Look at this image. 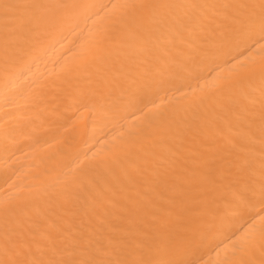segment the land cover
<instances>
[{
  "label": "snow or ice",
  "instance_id": "1",
  "mask_svg": "<svg viewBox=\"0 0 264 264\" xmlns=\"http://www.w3.org/2000/svg\"><path fill=\"white\" fill-rule=\"evenodd\" d=\"M92 7L76 0H0V75L5 84L23 76L36 59L32 56L31 61L16 68L46 34L41 28L74 24L81 11ZM257 32L264 40V0H121L113 4L106 30L94 38L77 62L63 67L62 73L73 74L76 80L65 97L77 107L101 112L109 121H118L122 110L134 108L141 112V122L122 135L102 159L74 165L47 194L21 201L0 200V264H195L187 256L209 234L226 229L228 221L242 213L256 196L264 200V55L258 62L236 61L227 77L206 82L180 109L163 113L142 108V102L146 95L174 87L185 78L199 79L207 63L235 60L240 53H229ZM199 33L205 35L197 43ZM164 36L173 37L172 47L177 53L164 57L153 72L133 79L117 93L118 77L110 68L114 58L159 52ZM176 36L184 41L183 45L174 43ZM44 87L42 83L29 90L26 107L42 102ZM5 103L11 111L16 110L7 99ZM225 114L229 118L222 126L218 120ZM4 115L12 119L9 113ZM193 126L197 134L213 131L223 140L230 161L228 171L235 167L248 177L258 172L259 188L229 179L223 172L211 178L196 171L184 173L176 177L172 188L177 194L170 198L163 192L147 199V193L124 192L129 211L135 212V228H105L106 218L100 209L107 210L108 203L118 202L113 193L121 178L129 174V168L137 165L133 154H143L159 176L167 151L164 145L184 136ZM225 127L230 130L227 134ZM185 181L196 189L199 199L193 201L183 191ZM73 195L83 196L90 214H99V228L58 230L55 234L46 229L27 238L13 227L14 218L33 210L30 203H35L38 215L47 216L42 201L54 197L65 207ZM190 201L203 220L198 228L191 227L184 216ZM177 231L184 234L180 242L175 237ZM232 236L222 264H264V216L243 233Z\"/></svg>",
  "mask_w": 264,
  "mask_h": 264
},
{
  "label": "bare ground",
  "instance_id": "2",
  "mask_svg": "<svg viewBox=\"0 0 264 264\" xmlns=\"http://www.w3.org/2000/svg\"><path fill=\"white\" fill-rule=\"evenodd\" d=\"M76 2L93 7L81 11L74 24L41 28L46 34L35 43L31 54L16 65L18 69L31 61L32 56H36L23 76L6 85L0 75V200L21 201L37 194H47L62 182L74 165L102 159L122 135L138 127L141 122V112L134 108L122 110L118 121H109L104 119L101 112H89L86 108L70 104L65 97V93L75 86L76 80L73 74L62 73L63 67L77 62L94 38L106 30L110 24L111 6L121 0ZM204 35L199 33L195 37L196 42L200 43L199 37ZM172 42L173 37L164 36L158 45L159 52L152 50L131 58H114L110 68L112 75L118 77L116 92H119L120 87H127L133 79L153 72L155 64L163 63L164 57L175 55L177 48L172 47ZM174 43L183 45L184 41L176 36ZM164 45H168V48ZM262 48L264 40L260 39L257 32L229 53V56L240 53L235 56V60L224 58L203 65L204 75L199 79L185 78L174 87L146 95L142 108L158 109L163 113L180 109L189 97L199 93L200 87L206 82L211 83L215 78L227 77L233 71L236 61L258 62L261 55H264ZM42 83L45 84L42 102L34 107H26L25 97L29 90ZM6 99L16 106L15 111L10 110L9 104L5 103ZM200 111L203 113L205 110ZM6 112L11 120L4 115ZM228 118L226 114L222 115L218 123L223 126ZM224 131L227 134L230 130L225 127ZM164 148L167 151L159 176L148 166L149 162L145 161L143 154L140 157L133 154L132 158L137 160V165L129 168V174L121 178V184L116 185L113 193L118 202H106L107 210L100 209L106 218L105 228L125 225L135 228V212L129 211L128 201L123 198L124 192L135 194L140 191L142 195L147 193L145 199L163 192L170 198L177 194L172 188L176 177H182L184 173L191 174L196 171L197 175L211 178L220 177L223 172L229 179H237L241 184L248 182L259 188L258 172L254 177H248L235 167L228 171L230 161L227 150L223 147V140L213 131L197 134V129L193 126L191 131L165 144ZM159 149L160 145H157V150ZM91 171L92 174L96 173L95 169ZM183 191L189 193L193 201L199 199L195 196L196 189L187 181ZM29 207L33 210L22 213L13 220V227L27 238L38 236L46 229L55 234L58 230L79 231L100 227L97 221L101 217L99 214H90L91 209L85 204L83 196L73 195L65 207H61L54 197L46 202L42 201L41 207L47 209V216L43 213L37 214L35 203H30ZM184 216L193 228H198L203 223L192 201ZM260 216H264V200L256 196L242 213L228 221L226 229L209 234L187 258L195 260V264H222L233 241L232 233H243ZM2 228L0 223V231ZM175 237L180 242L184 239V234L177 231Z\"/></svg>",
  "mask_w": 264,
  "mask_h": 264
}]
</instances>
